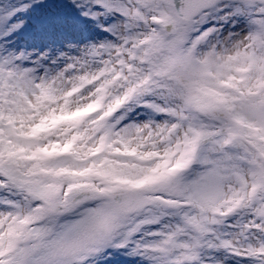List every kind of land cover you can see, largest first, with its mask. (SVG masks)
<instances>
[{
	"label": "snow or ice",
	"instance_id": "1",
	"mask_svg": "<svg viewBox=\"0 0 264 264\" xmlns=\"http://www.w3.org/2000/svg\"><path fill=\"white\" fill-rule=\"evenodd\" d=\"M0 264H264V0H0Z\"/></svg>",
	"mask_w": 264,
	"mask_h": 264
}]
</instances>
